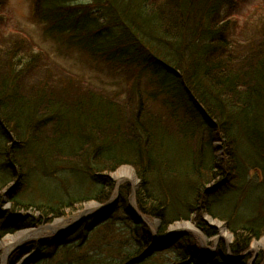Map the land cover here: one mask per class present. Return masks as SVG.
Returning a JSON list of instances; mask_svg holds the SVG:
<instances>
[{"label": "trees", "instance_id": "16d2710c", "mask_svg": "<svg viewBox=\"0 0 264 264\" xmlns=\"http://www.w3.org/2000/svg\"><path fill=\"white\" fill-rule=\"evenodd\" d=\"M34 1V16L49 37L87 51L93 61H100L110 71L119 69L126 76L133 72L124 93L129 113L127 118L121 116V102L117 103L114 92L104 97L85 96L86 92L69 89L76 76L68 75L54 95L43 88L35 91V84H44L42 76L34 81L30 76L33 71L40 73L39 53L30 56L37 65L28 59L21 63L17 54L3 49L27 50L22 47L24 41L10 38L8 45L0 44V115L4 123L0 124V137L17 140L10 148L0 149V206L4 194L10 203L6 213L0 209V240L18 229L63 217L87 202L105 204L114 190L108 176L128 165L141 182L135 195L137 210L161 221L156 235L136 222L128 205L122 212L117 203L113 209L99 212L90 227L86 221L73 234L33 244L31 262L146 264L177 248L181 252L171 253L176 264H246L250 245L264 234L263 212H236V207L241 210L246 186L257 181L247 178L243 168L258 172L259 181L264 182V2L247 22L255 25L258 21L259 25L243 35L244 42L232 43L230 21L220 15L231 0ZM154 105L166 114L163 123L150 116L149 108ZM76 124L84 127L77 146L57 152L50 166L41 171L48 175L51 167L54 176L77 172L81 179L78 188L88 189L83 194L78 190L79 195L59 205L39 198L28 204L17 200L14 166L23 167L26 173L39 167L26 158V145L42 142L44 137L53 139ZM216 131L219 134L214 138ZM24 136L29 139L23 140ZM215 143L222 149V158ZM8 148L12 160L6 159ZM239 157L246 159L244 167ZM127 189L122 186L121 192ZM225 199L227 204H222ZM20 211L30 215L19 216ZM200 213L227 225L233 237L228 247L223 244L212 256L198 247L191 233L168 240L164 248L156 247L155 237L162 239L171 225L189 220L212 238L216 230ZM60 254L63 259L59 262ZM227 255L235 258L227 260Z\"/></svg>", "mask_w": 264, "mask_h": 264}, {"label": "rangeland", "instance_id": "374dc122", "mask_svg": "<svg viewBox=\"0 0 264 264\" xmlns=\"http://www.w3.org/2000/svg\"><path fill=\"white\" fill-rule=\"evenodd\" d=\"M30 2L31 0H2V2H0V13L5 15V18L0 17V44L1 46L2 44L5 45L8 44V41L5 39V37L7 38L12 37L11 39H13V41L16 39L24 41V45L22 47L24 48L28 47L29 48V50L27 48L28 51L22 49H16V48L9 50L11 46L5 49L2 48L8 53L17 54L18 57H20L23 60V61L20 60L21 63H23L25 60L28 59L29 61H32L31 64L37 65V63L34 62V59L30 60L31 59L30 56H32L31 55L32 53L34 54L39 53L38 57L40 63L37 65V67H40L39 68L40 73L33 71V74L30 76H34V78H32L31 81H34V79L37 80L39 76H42L43 78L41 81H44V84L41 83L40 87H38L37 84H35L34 90L38 91L43 88L44 91L45 90L51 91V95H54L55 90L59 86V84L66 82L69 76L70 77L76 76L77 81L74 82L69 89L73 88L82 92H86L85 96H87V93H91L93 95L100 94L102 95V97L108 95V91L111 92V89L108 87H111L110 81L113 79L114 74L110 72L109 69L100 61L98 63V66L95 65L94 63L89 61L90 59L80 54L79 51H77V49L69 47L66 44V42L59 41L58 38H56L55 40H51L48 38L45 39L43 36L42 25H40L38 22L34 21L29 17ZM260 2H263V0H235V2H233V6L230 4L229 7L224 8L222 12L223 17L230 15V19L232 20L231 22L227 23V27L232 28L228 33V38L229 40L232 41V43L244 42L243 35L252 33L254 27L256 25H259L257 21H255V25H248L246 19H249L248 12L253 8V6L259 4ZM14 33L15 35H11ZM120 82L121 84L118 83L119 87H124L123 80L121 79V75H120ZM27 86H30V84H28ZM115 93L119 94L117 98V103L119 104L121 102L120 103L121 107H119V109H121L122 111L121 116H125L127 118L128 116L127 113H129V111L125 110L126 109L125 102L126 100H128L127 95L126 94L121 95L122 93L121 91H117ZM121 98L123 99L121 100ZM133 104L136 106L137 103L134 102ZM149 114L151 117L159 118V120L162 123L166 120L165 118L166 114L163 112V110H161L159 105L151 106L149 108ZM1 118L2 116L0 117V124L3 125L4 123L1 120ZM113 125L115 126L118 125L117 120H115ZM78 126L79 124L70 126L65 133L58 134L53 139L50 137H44L42 142L41 141L37 143L30 142L26 145L25 152L23 150L24 153H28L26 158L28 159L32 158L36 166L39 167L38 169H35L34 167L30 171L25 167L26 168L25 170H28V173H26L23 167L20 168L19 166L16 165L14 166L16 167L15 178H14L16 182L14 187H16L15 191L17 192V196H16L17 200H19L20 202H27L25 204H28V202L30 203L33 202L31 200L36 201L39 198V201L52 200L53 203H55V205H59V204H64L65 202L70 201L74 197L79 195V194L76 195V193L81 192L80 194H83V192L88 189L86 188L84 190V188L82 189L78 188V184L80 183L81 179L79 173L77 172H67V174L58 173V175L56 173L54 176V174H52L51 167L49 168L50 172L48 173V175H45L43 171H41L43 166H47V167L50 166V163L53 162V157L57 152L62 151L63 149L70 150L71 148H74L73 146H77L79 142L80 134L84 128L83 126L81 127ZM218 134L219 133L216 131L214 133L215 135L214 138L218 137ZM28 137L29 136H24L23 140L27 141V139H29ZM55 138H57L56 140L57 142L55 141ZM52 142H56V143H52ZM16 143L17 140H15L13 136H10L9 140H7L6 138L5 140H3L0 137V149H2V147L10 148L12 145H15ZM53 145L54 147H51ZM59 145H61V147H59ZM213 146L219 147L220 145L219 143H215ZM224 146L226 147L225 143ZM9 148L6 150L8 152L6 159L10 160L11 158L12 160L13 154L10 153ZM227 150L230 152V147H227ZM28 159H26V162L28 161ZM238 161L240 162L241 166L243 167L245 166L246 163L245 158L239 157ZM24 166H26V163ZM127 167L133 171V175L135 177V184H132L127 180H122L121 182H119L116 179L117 173L123 168H127ZM243 169L245 171L247 170L246 171L247 178L257 179L256 182H260L259 180L262 179L258 175V172H253V171L249 172L251 171V168L246 167ZM42 175L47 176L48 178H42L41 177ZM108 177L112 181L113 187L114 188L118 187V199L115 205L117 203L118 204L120 203L119 205L121 206L120 209L122 212L124 211L125 205H128L130 211L133 214L134 213L136 214L137 210L131 198L133 196L132 194L133 191H135V195H136L137 190L141 185V182L137 178L133 167L128 165L120 166L116 171L111 173ZM75 179L76 181H74ZM230 180L233 181V183H237L236 179L231 176H230ZM122 186L128 188L127 189L128 193L127 191L121 192ZM78 190H80V192H78ZM6 192L7 191L5 190L4 193ZM113 197H114V193H112L111 199L107 202V204H109L110 201L111 203L113 202L114 200ZM2 199H3L2 209L10 208L8 196L4 194ZM91 204L98 205L99 203L93 201L87 202L83 204L81 208L76 209L74 212L67 211L63 217L55 218L49 223H43L41 225L31 228H22L16 230L13 233L5 234L0 240V264H28V263L34 264L35 261L31 262L35 254V250L32 248L33 244L38 243L39 241L42 240L46 241L49 239H53V237L58 236L60 234H67V233H62L61 229H56V228L51 229L47 226H50L57 220H66V225L69 223L73 224V217L83 213L85 208ZM222 204H227V199H225ZM240 209L241 210H239V207L238 209L236 207V212H238V214L243 213L245 215L248 214L257 215L260 212H263L262 214H264V185L257 188L251 185H247L244 191L243 203L240 206ZM121 211L119 214L122 213ZM23 212L24 215L26 213H29V211H26V213L25 211ZM99 214L100 213H96L95 210L90 212L89 214H85V219L76 227L75 230H77V228L83 223H86V221H89L90 223L89 227H90L92 225L91 223L95 221L94 217ZM200 217H202V219L205 220L206 217L208 216L200 213ZM143 219L146 220L147 224L145 225L148 227L150 233L153 235L155 232L156 235V231L160 226L159 220L157 219L150 220V218H146V217ZM3 221H6V218ZM205 221L207 222V224L215 228L216 230L215 235L212 238H207L202 234L203 237L202 240L199 239L197 235L196 236L192 235V236L194 237L195 241L198 243V247H200L201 249L203 248L201 243L204 240H206L205 244L207 246V252L212 256H214V254L212 253L213 252L215 253V251L218 248L220 249V247H223V244L225 247L226 246L228 247L233 237L232 234L229 232V229L225 223L219 221L218 219L216 220L212 219L211 222H208L207 220ZM187 222H190L193 225L194 229L198 231V229L195 227L193 222L190 220L185 222H177L171 225L169 227V230L171 227H178L179 225ZM218 223L221 224L225 229L224 236L220 235L219 226L217 225ZM75 230L69 233L73 234ZM22 233L24 235L20 237L19 235H21ZM184 233L190 234L191 232L189 230H182L176 232L174 235H171L169 233V237H167L168 236L167 233L166 236L163 237L162 239L154 240L155 243H157L158 245L156 247L164 248L168 243L167 240L168 238L170 242L173 241L177 236ZM199 233L201 232L199 231ZM12 237H17V238L15 241L12 242V244L9 247L2 244L4 241H9ZM77 243L78 241H76L73 245H76ZM254 243H260L256 251L252 250ZM156 247L155 249H158ZM73 252L75 254V250H73ZM172 252L179 253L181 252V250L177 248H172L170 252L166 251V253L164 254L155 256L146 264H176L178 263V261L173 260L171 256ZM101 253L103 254L104 258H107L106 251H102ZM76 254L81 255L80 252H76ZM245 257H246L245 260L246 264H257V263L264 264V234L258 240L252 242V244L250 245V251ZM234 258L235 257H232L231 255H227L226 257V259L230 261L233 260ZM61 259H63L62 254L58 256V261L60 262ZM106 262H108V260H106L105 263ZM54 263L55 262L50 259H43L42 262L39 264H54Z\"/></svg>", "mask_w": 264, "mask_h": 264}, {"label": "bare ground", "instance_id": "6f19581e", "mask_svg": "<svg viewBox=\"0 0 264 264\" xmlns=\"http://www.w3.org/2000/svg\"><path fill=\"white\" fill-rule=\"evenodd\" d=\"M116 177H117L116 179H117L119 182H121L122 180H127V181H129L130 183L135 184V177H134V175H133V171H132L131 169H129L128 167H127V168H123L122 170H120V171L117 173ZM133 189H134V188H133ZM98 206H99V205H97V204H91V205H88V206L85 208V210H84L83 213H81V214L78 215V216H74V217H73V223H74L77 219H79L80 217L85 216V214H89L90 212L96 210V207H98ZM97 210H99V209H97ZM139 218H141V217H139ZM157 220H158V219H157ZM205 220H207L208 222H211V221H212V219L209 218V217H206ZM136 222H138V221L136 220ZM159 223L161 224V221H160V220H159ZM68 225H71V223H69V224L66 225V220H57V221H55L53 224H51L50 226H47V227H49V228H51V229H52V228H56V229H65V228L68 227ZM217 225L219 226L220 235H223V236H224V234H225V229H224V227H223L221 224H219V223H218ZM49 228H48V229H49ZM182 230L193 231V232L196 233V234L198 233V236L201 237V238L203 239L202 234L199 233V231H196V230L194 229L193 225H192L190 222H187V223L181 224V225H179L178 227H171L170 230L168 229V236H167V237H169V233H170L171 235H174L176 232H179V231H182ZM23 235H24V234L22 233V234L19 235V236L21 237V236H23ZM16 238H17V237H12L9 241H4L2 244H4L5 246L9 247V246L12 244V242L16 240ZM217 239H218V238H217ZM202 243L205 244V243H206V240H204ZM259 245H260V243H254V245H253V247H252V250H253V251H256V250H257V247H258Z\"/></svg>", "mask_w": 264, "mask_h": 264}]
</instances>
